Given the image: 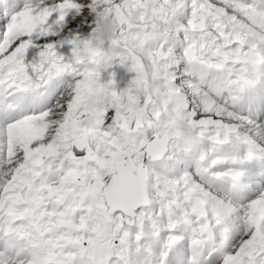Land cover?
I'll list each match as a JSON object with an SVG mask.
<instances>
[{"label": "snow or ice", "instance_id": "obj_1", "mask_svg": "<svg viewBox=\"0 0 264 264\" xmlns=\"http://www.w3.org/2000/svg\"><path fill=\"white\" fill-rule=\"evenodd\" d=\"M82 6L160 19L146 59L178 112L89 119L96 60L52 41ZM0 264H264V0H0Z\"/></svg>", "mask_w": 264, "mask_h": 264}, {"label": "clouds", "instance_id": "obj_2", "mask_svg": "<svg viewBox=\"0 0 264 264\" xmlns=\"http://www.w3.org/2000/svg\"><path fill=\"white\" fill-rule=\"evenodd\" d=\"M91 12L96 26L88 39L77 41L73 51L76 60L85 66L96 60L93 75L85 79L86 87L79 94L80 109L91 120L115 103L130 121H143L144 101L148 99L169 112H178L176 95L162 82L158 66L146 59L149 50L167 39V29L160 19H144V13L136 6L126 8L118 17L97 9ZM116 66L124 70L119 82L113 79L112 69ZM167 133L188 149L199 143L197 130L182 119Z\"/></svg>", "mask_w": 264, "mask_h": 264}, {"label": "rangeland", "instance_id": "obj_3", "mask_svg": "<svg viewBox=\"0 0 264 264\" xmlns=\"http://www.w3.org/2000/svg\"><path fill=\"white\" fill-rule=\"evenodd\" d=\"M78 2L83 5L85 2H90V0H78ZM45 3H48V0H45ZM95 26V16L90 8L82 6L81 12L77 13L73 11L70 13L57 35L52 38L58 55L62 56L65 61H70L73 57V45L70 41L88 39ZM40 50L38 47L29 49L27 58L29 60L38 59ZM112 72L114 73L113 79L117 82L124 76V70L119 66L112 69Z\"/></svg>", "mask_w": 264, "mask_h": 264}]
</instances>
